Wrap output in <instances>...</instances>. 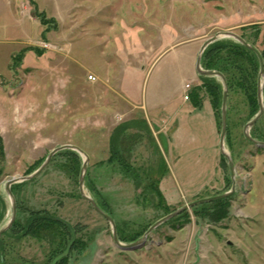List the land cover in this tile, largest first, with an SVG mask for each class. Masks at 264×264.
Listing matches in <instances>:
<instances>
[{"label":"rangeland","instance_id":"374dc122","mask_svg":"<svg viewBox=\"0 0 264 264\" xmlns=\"http://www.w3.org/2000/svg\"><path fill=\"white\" fill-rule=\"evenodd\" d=\"M2 7L0 229L12 216L5 184L70 145L87 156L83 190L114 221L124 248L80 196L84 158L65 150L11 186L16 213L0 237V264H51L68 248L56 264H264V147L245 137L259 111L258 63L241 67L254 89L227 97L223 148L234 165L233 195L188 209L134 247L157 221L229 192L232 182L219 150L220 79L207 85L198 76L187 91L195 108L211 105L214 125L180 119L156 135L120 93L127 72H147L163 50L200 46L217 33L240 36L264 63V0H0ZM249 135L264 142V111ZM38 215L45 221H32Z\"/></svg>","mask_w":264,"mask_h":264},{"label":"crops","instance_id":"0c3cea01","mask_svg":"<svg viewBox=\"0 0 264 264\" xmlns=\"http://www.w3.org/2000/svg\"><path fill=\"white\" fill-rule=\"evenodd\" d=\"M0 9L6 11L3 7ZM10 16L9 24L19 28V19L14 13ZM1 23L4 25L5 21L0 17ZM201 45L193 41L176 45L169 52L163 50L155 56L147 72L133 71L125 75L120 93L133 112L141 116L140 119L148 125L153 135L165 132L169 122L178 123L180 119L215 124L210 104L203 103L201 109H198L189 100H184L187 91L195 88L193 85L200 76L196 72V59ZM155 69L156 75L151 80ZM186 85H189L188 90L185 89ZM153 126H156L157 132ZM158 146L161 148L159 143Z\"/></svg>","mask_w":264,"mask_h":264},{"label":"water","instance_id":"95a60500","mask_svg":"<svg viewBox=\"0 0 264 264\" xmlns=\"http://www.w3.org/2000/svg\"><path fill=\"white\" fill-rule=\"evenodd\" d=\"M226 38L227 39H233L234 41H236L241 46H243L246 49L252 51L254 53V55L256 56L257 60H258V63H259V76H258L257 96H258L259 111H258L257 115L246 125V127H245V137L252 144H254V145L258 146V147H264V142L255 141L249 135V131L256 124V122L261 118V116L263 114V111H264L263 104H262V99H261L262 88H263V84L261 82V79L264 76L263 59H262L261 55L259 54V52L255 48H253L251 45L246 43L240 36L236 35L235 33H232V32L217 33L213 37H210L209 39H207L201 45V47L199 49V53L197 55V59H196V72L200 76L209 77V78H218L222 82L223 93H222V104H221V132H220V138H219V150H220L221 155L227 161V165H228L229 172H230V179H231V182H232L231 189H230L229 192H227V193H225L223 195L216 196V197H213V198L203 199V200L191 203V204L181 208L180 210L176 211L175 213H172L171 215H168V216L162 218L161 220L157 221L154 225H152L147 230V232L143 236V239L140 242L132 244V245H130V247H134V246L142 243L145 240V238L147 237V235L149 233H151L153 230H155L156 228H158L159 226H161L165 222H167V221L175 218L176 216L180 215L181 213L187 211L188 209L193 208L195 206L202 205V204H207V203H212V202L219 201V200L228 199L235 192V182H234L235 174H234L233 161H232L231 157L228 154L225 153L224 148H223L224 139H225L226 132H227V108H226L227 97H228L227 82H226L225 77L221 73L216 72V71H206V70H203L201 68V57H202V54L205 51V49L209 45H211V44H213V43H215V42H217V41H219L221 39H226ZM65 150L76 152L77 154L81 155L84 158V161L82 163V171H81L80 181H79V193H80V196H81L82 199L87 201L92 206V208L95 210V212L97 214H99L101 217H103L110 224V226L112 228V237H113V241H114L115 245L117 247H119V248H124V246L121 245L119 243V241H118L114 221L106 213H104L97 206V204L85 194V192L83 190V181H84V178H85V173H86V170H87V162H88L87 156L80 149H78L77 147L70 146V145L61 146V147H58V148L52 150L49 153V155L46 158V160L44 161V163L41 165V167L37 171H35L32 175H30L28 177H24V178H14V179L9 180L5 184V191L8 194V196L11 198L12 216H11V219L9 220L8 224L5 227L0 229V237L8 229H10V227L12 226V224H13V222L15 220L16 208H15V203L13 201L12 194H11V191H10L11 186L34 179L35 177H37L44 170V168L47 166V164L50 162V160L53 158V156H55L57 153H59L61 151H65ZM68 252H69V248L65 251V253L63 255L57 257L51 264H56L57 261L59 259H61L62 257L66 256L68 254Z\"/></svg>","mask_w":264,"mask_h":264},{"label":"trees","instance_id":"16d2710c","mask_svg":"<svg viewBox=\"0 0 264 264\" xmlns=\"http://www.w3.org/2000/svg\"><path fill=\"white\" fill-rule=\"evenodd\" d=\"M261 57L263 58V55H261ZM245 62H248L249 64H257L258 60L252 51L246 49L238 43H228L224 48L223 41H217L209 45L205 49L201 57V67L203 70L216 71L221 73L225 77L228 92L230 91V89H254L248 81L250 80V78L246 75H243L244 71L241 67ZM236 72L239 75L238 78L235 77V75H237ZM202 79L205 82L203 84L207 85L209 83H215L216 81L214 78L209 77H202ZM210 100L212 106L216 109V97L211 96ZM225 200H219L212 203L222 204L225 202ZM34 220L44 219L41 217V215H38L37 217L32 218V221ZM12 226L10 228H12Z\"/></svg>","mask_w":264,"mask_h":264},{"label":"built area","instance_id":"2783aa9c","mask_svg":"<svg viewBox=\"0 0 264 264\" xmlns=\"http://www.w3.org/2000/svg\"><path fill=\"white\" fill-rule=\"evenodd\" d=\"M91 79H92V78H91ZM185 89L188 90V89H189V85H186V86H185ZM184 100H188V95H187V94L184 96Z\"/></svg>","mask_w":264,"mask_h":264}]
</instances>
